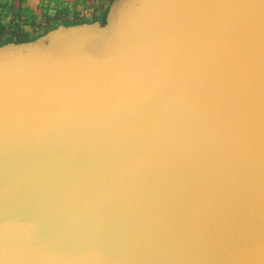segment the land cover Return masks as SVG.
Here are the masks:
<instances>
[{"label":"water","instance_id":"95a60500","mask_svg":"<svg viewBox=\"0 0 264 264\" xmlns=\"http://www.w3.org/2000/svg\"><path fill=\"white\" fill-rule=\"evenodd\" d=\"M0 264H264V0L0 41Z\"/></svg>","mask_w":264,"mask_h":264},{"label":"crops","instance_id":"0c3cea01","mask_svg":"<svg viewBox=\"0 0 264 264\" xmlns=\"http://www.w3.org/2000/svg\"><path fill=\"white\" fill-rule=\"evenodd\" d=\"M112 0H0V41L37 36L64 23L102 19Z\"/></svg>","mask_w":264,"mask_h":264}]
</instances>
